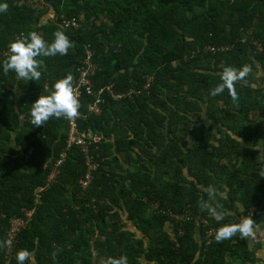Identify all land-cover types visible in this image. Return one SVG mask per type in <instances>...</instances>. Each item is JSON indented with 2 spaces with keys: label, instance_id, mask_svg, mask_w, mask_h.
<instances>
[{
  "label": "trees",
  "instance_id": "1",
  "mask_svg": "<svg viewBox=\"0 0 264 264\" xmlns=\"http://www.w3.org/2000/svg\"><path fill=\"white\" fill-rule=\"evenodd\" d=\"M6 2L0 48L29 31L51 40L56 30L72 47L40 58L39 81L0 71V264H17L15 254L6 263L9 226L31 209L15 242L32 253L26 264H106L121 254L129 264H254L248 237L214 235L241 217L264 223V0ZM88 47L89 78L104 101L90 113L94 96L82 88L79 128L100 136L89 139L98 163L83 186L86 153L67 148L68 118L35 126L30 110L56 79L71 73L77 84ZM225 65L250 67L235 84L237 101L227 89L209 95ZM201 201H218L226 215L217 220ZM186 209L190 218L176 221Z\"/></svg>",
  "mask_w": 264,
  "mask_h": 264
},
{
  "label": "clouds",
  "instance_id": "2",
  "mask_svg": "<svg viewBox=\"0 0 264 264\" xmlns=\"http://www.w3.org/2000/svg\"><path fill=\"white\" fill-rule=\"evenodd\" d=\"M8 10L6 0H0V14ZM72 47V41L63 30H56L53 38L47 40L37 31H29L19 39L9 43V54L5 59L0 60V71L7 74L10 71L15 74L17 79L25 81H39L42 76V62L40 58L53 57L56 55H66ZM250 72L248 65L235 67L225 65L220 73L219 82L210 88L209 95L216 96L223 93L226 89L233 101L238 100L236 82L245 79ZM80 107V101L76 95L71 73L56 79L52 84V90L48 94L40 95L31 103V118L35 126L43 125L50 118H72ZM264 175V172L261 173ZM213 189L209 196L214 199ZM200 207L207 209L217 220H222L226 215V209L218 201L208 203L201 201ZM253 221L245 217L238 222L225 223L217 227L214 239L217 242L230 239L237 233L241 237H248L253 234ZM4 243H7L5 241ZM2 246V245H0ZM32 259V253L28 249H19L15 253L17 264H26ZM106 264H129L126 254L118 257H109Z\"/></svg>",
  "mask_w": 264,
  "mask_h": 264
},
{
  "label": "built area",
  "instance_id": "3",
  "mask_svg": "<svg viewBox=\"0 0 264 264\" xmlns=\"http://www.w3.org/2000/svg\"><path fill=\"white\" fill-rule=\"evenodd\" d=\"M63 22L66 23V25L69 24V22L66 21L65 19L63 20ZM72 23L77 25V23L75 21H73ZM22 35H23V33H22ZM18 37H20V36H18ZM8 46H9V44L5 48H0V58H3L9 54ZM210 49H214V47L210 46ZM86 53H87L86 64L79 67V71H80L79 74L80 75H79L77 84L74 86V88H75L76 95L79 98V101H80V96L83 93L82 88H84V90H83L84 92L94 96V101H92L89 104V112L94 113V114H98L101 111L100 103H102L104 101V98L101 96L103 89H101L99 91H94V89H93V84H92L89 76L94 73V68H95L96 64L91 61L92 55H93L92 49L88 47L86 49ZM150 78H152V77H150ZM107 91L114 98H118V97H121L123 95L120 93H114L110 85L107 86ZM133 92H134V90H130L128 92V94L132 95ZM80 105H81V101H80ZM86 116H87V114H83L81 112V110L78 109V112L74 117L68 118V139H67V148L72 146V145L80 146L81 149L86 153L87 169H86V172H85L83 178L80 180V182L83 186H86L89 184V182L92 178V170L97 166V163H98V161L94 160L93 156L90 155V146H89L90 140L89 139H92L96 142H98L100 140V136L94 135L90 131H86V130L81 131V129L79 128V123H78L79 119L81 117H86ZM65 156H66V150L64 149L60 153L59 157L56 159L55 164L53 166V169L51 170L50 174L48 175L47 182H46L45 186H43V187H47L56 178V176L59 173V168L62 165ZM39 189H42V187ZM35 193L37 195V197H36V199H37L39 197V193H38V191ZM31 213H32V209L27 210L25 218L23 216H20V217L15 216L11 219V223H10L9 230H8V240H7L8 241V247L6 250V255H7L8 259H7L6 263H8L10 260V257H12L15 254V250L16 251L19 250L17 247H15V242L17 240L16 236H17L18 232L21 230V228L26 225V223H27L26 217L29 216ZM173 216L176 219V221H183L185 219L190 218L191 211L186 209L184 212L174 214ZM199 220H201V222L204 224L208 223L204 217H200ZM206 232H207V237H210L211 233H213V230L207 228Z\"/></svg>",
  "mask_w": 264,
  "mask_h": 264
},
{
  "label": "rangeland",
  "instance_id": "4",
  "mask_svg": "<svg viewBox=\"0 0 264 264\" xmlns=\"http://www.w3.org/2000/svg\"><path fill=\"white\" fill-rule=\"evenodd\" d=\"M251 119H252L253 122H258V121H260V119L257 117V114H256V113L252 114ZM200 123H201V122H200ZM202 124H205V126H209V125L212 124L213 129H215V128L217 127V123H216V122L212 121V123H210V121H209L207 118L202 122ZM214 198H215V200H216L217 196H214ZM205 219H206V218H205ZM206 221H209V220L206 219ZM200 223H201V220H198V225H199ZM128 229L134 231L137 235H139V233H138L139 231H138V229L135 227V224H134V223H129V224H128ZM254 230H255V232H254ZM254 230H253V234H256V236H259L258 238H260V234H261V233L264 234V229L262 230V226H261V225L256 226V227L254 228ZM260 231H261V233H260ZM254 248H255L256 251H258L259 248H260V247H259V244L257 243L256 245H254ZM259 259L261 260V261H260L261 264H264V258L259 257Z\"/></svg>",
  "mask_w": 264,
  "mask_h": 264
},
{
  "label": "crops",
  "instance_id": "5",
  "mask_svg": "<svg viewBox=\"0 0 264 264\" xmlns=\"http://www.w3.org/2000/svg\"><path fill=\"white\" fill-rule=\"evenodd\" d=\"M46 18H51L50 14L45 16V22H46ZM241 219H242V217H241ZM258 225L262 226V230L264 229V223H260ZM254 232H255V230H254ZM260 233H261V231H260ZM258 237L259 236H256V234H252L251 236H248L249 242L251 244L250 246L252 247V249L255 250L254 245H256L257 243L259 244V247H260L258 251L255 250L256 256H257V260H256V262L254 264H261V262H260L261 260L259 259V257L264 258V234L261 233L260 234V238H258Z\"/></svg>",
  "mask_w": 264,
  "mask_h": 264
}]
</instances>
